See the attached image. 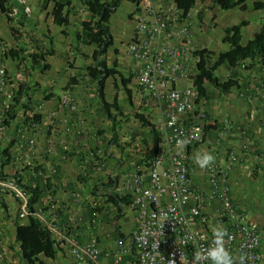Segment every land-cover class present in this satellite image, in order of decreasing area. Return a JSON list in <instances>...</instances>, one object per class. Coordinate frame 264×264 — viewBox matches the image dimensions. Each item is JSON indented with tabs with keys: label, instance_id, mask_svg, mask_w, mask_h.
Wrapping results in <instances>:
<instances>
[{
	"label": "crops",
	"instance_id": "obj_1",
	"mask_svg": "<svg viewBox=\"0 0 264 264\" xmlns=\"http://www.w3.org/2000/svg\"><path fill=\"white\" fill-rule=\"evenodd\" d=\"M246 41L243 38V42ZM84 62L94 66V63ZM108 63L112 65L110 60ZM259 69L264 72L263 67ZM121 71L125 76L129 75L125 70ZM56 74L58 72L52 73ZM132 74L127 84L130 95L118 75L106 80L107 101L114 102L117 95L123 111L121 114L115 107L111 108L115 121L105 112L97 79L92 76L93 91L86 94L80 77L73 75L77 80L68 90L59 91L58 96L37 98L38 91L34 90L32 109L18 111L1 141L3 149L10 146L11 161L5 166L6 172L17 174L29 189H40L34 203L35 211L40 212L39 219L51 229L59 247L56 259L40 255L42 264H76L67 248L71 234H75L81 244L96 237L102 248V264H113L118 254L122 264H136L135 254L121 251L119 244L130 243V236L138 224L137 214L131 204L122 203V213H119L109 195L116 186L115 174L121 177L129 171H148L154 157L161 110L154 101L144 97L136 71ZM259 81L262 79L258 78ZM237 91L244 95L241 99L251 102L253 92H256L251 86H242ZM257 92L264 95V83H258ZM67 93L73 97L76 108L69 109L62 104ZM238 99L237 105H233L234 115L230 113V117L233 131L241 138L229 137L215 144V138L207 133L200 147L188 149L190 162L196 167L191 178L194 187L206 190L202 170L195 162L196 155L201 153L200 150L210 152L224 166L231 152L227 150L235 148L242 157L228 180L230 198L251 220L264 226V103L262 107L257 103L246 107ZM136 109L156 130L132 116ZM35 113L42 114V118L34 120ZM221 126L222 130L228 131L227 123L221 121ZM247 142L254 144L248 152L243 149ZM1 199L0 264H31L24 259L17 240L18 224H27L29 218L19 216V204L15 199H3L7 209ZM206 211L215 215L209 206ZM261 251L263 257L259 264H264V243Z\"/></svg>",
	"mask_w": 264,
	"mask_h": 264
},
{
	"label": "built area",
	"instance_id": "obj_2",
	"mask_svg": "<svg viewBox=\"0 0 264 264\" xmlns=\"http://www.w3.org/2000/svg\"><path fill=\"white\" fill-rule=\"evenodd\" d=\"M162 3L161 7H139L132 15L135 35L129 53L137 67L144 97L161 110L157 126L162 140L147 172L129 171L121 177L115 174V194L132 197L130 204L138 218L130 243L121 242L120 250L134 253L136 264H171L173 260L175 264H192L196 248L210 246L213 230L224 227L232 237L229 247L233 255L247 254L245 264H259L263 257L264 226L235 206L229 195L228 180L242 155L231 151L226 165L215 161L205 169L210 197L221 202L215 217L206 211L210 205L207 198L193 185L194 163L190 162L188 149L204 142L207 125V115L199 108V91L190 72V19L195 5L185 12L176 0ZM181 19L184 23L177 27ZM173 36L180 41L172 43ZM13 49H17L15 36L0 43V198L15 199L21 218H29L31 213L40 218V212L30 209L32 190L3 166L1 141L13 120L11 113L21 83L19 74L10 73L7 66L17 57ZM68 97L63 98L62 104L76 108L73 97ZM185 138L190 143L185 145ZM252 147L253 143L247 142L243 149L248 152ZM67 248L76 264H102V248L96 237L81 244L71 234ZM113 264H122L120 254Z\"/></svg>",
	"mask_w": 264,
	"mask_h": 264
},
{
	"label": "rangeland",
	"instance_id": "obj_3",
	"mask_svg": "<svg viewBox=\"0 0 264 264\" xmlns=\"http://www.w3.org/2000/svg\"><path fill=\"white\" fill-rule=\"evenodd\" d=\"M255 1L247 0L249 9L242 11L239 8L225 10L218 5L212 9L209 7L210 0H197L195 6L192 8L190 19L192 36L191 81H195V77L199 73L198 65L200 63L208 69H212L213 63L218 59L219 53L228 48V45L222 40L226 27L233 26L240 22L244 16H248L251 22L248 26L244 27V41L253 37L254 33L258 31L264 18V8L260 10L254 9L253 4ZM41 2L42 0H9V10L4 12L0 9V43H6L11 40L12 36H15L13 31L14 27L21 33L20 36H15L17 39V49H15L17 51V57L8 62L9 72L19 74L18 79L21 83H28L34 86V89L38 91L37 98L42 97L44 99L47 95L58 96L59 91L68 90L71 84H73L70 81L73 75L80 77L81 84L84 85L83 89L85 93L89 94V92L93 91L91 85H93L92 82L94 81L86 69L87 63L84 61L94 63L93 54L95 46L85 43L84 40L79 41L77 35L84 32L83 21L93 20L92 13L84 3V0H74L77 4L76 12L70 15L64 25L59 26L52 21L53 6L51 5L47 10H42ZM139 5H142L144 8H149L153 6L161 7L164 4L162 0H139L137 3L124 0L110 20L115 43L109 49L106 59L107 61L110 60L111 64L118 59L121 63L119 69L125 70L127 74H131L133 70H137L129 53V48L135 35V24L132 15L134 11L140 9ZM23 8L25 11L24 14L22 12ZM183 23L184 19H181L177 23V27H181ZM49 36L53 38V47L56 52L54 55L48 54L46 56V61H48L46 69L43 72L36 70L34 80H29L27 71L31 70L29 66L31 63L30 55L33 52L39 51L37 45L43 46L44 50L49 48ZM179 41L180 38L178 36L172 37V43ZM116 48L119 49L118 54L115 52ZM258 63L261 62L248 59L241 62L234 69L222 65L214 70V73L220 81L228 79L233 75L234 71H238V80L242 82L244 87L251 86L256 91L253 92L252 102L249 100L246 101L245 98L241 99L244 95L241 94V91H237L238 88L232 89L230 94H223L206 78L200 79L207 87L209 94V97L200 100V107L209 114L207 122L212 125L216 121L218 123H221V121L227 123V132L221 128H213L208 132V135L215 138L217 142L215 144H218L220 140H224L225 138L228 140L229 137L235 140L241 138L240 134L233 131L234 125L230 117V113L234 115L233 105H237L238 97V101H242L246 107H248L247 104L251 105L254 103H257L260 107L264 103V95H259V92H257L258 83L260 82L262 85L264 83V78L262 77L264 72L259 69V67H263L264 71V63L263 65H258ZM53 72H58V74L52 75ZM244 75L246 76V82L245 80L242 81L243 78L241 76ZM258 78H261L262 81L257 82ZM82 80H87V82ZM251 82L255 84L250 85L249 83ZM67 94L69 95V93ZM135 112H138L137 109ZM135 112L132 115L134 118L137 117ZM234 149L227 151H234ZM200 151L201 153L203 152L202 150ZM226 159L228 160V155ZM215 161L218 162L217 160ZM218 163L221 165L220 162ZM193 167L195 170L196 167L194 164ZM197 168L202 170L201 173L206 183V188H204L206 190H198L209 201V207L215 211V215H210L215 217L221 209V202L218 199L210 197L211 186L207 173L199 165H197Z\"/></svg>",
	"mask_w": 264,
	"mask_h": 264
},
{
	"label": "trees",
	"instance_id": "obj_4",
	"mask_svg": "<svg viewBox=\"0 0 264 264\" xmlns=\"http://www.w3.org/2000/svg\"><path fill=\"white\" fill-rule=\"evenodd\" d=\"M124 0H84V3L87 5L89 11L92 13L93 20L83 21L82 25L84 27V32L77 35L79 41L84 40L85 43L89 45H94L95 50L93 54L94 66L87 65L86 69L95 77L98 82V92L102 100L103 107L108 117L116 120V116L113 115L112 109L115 107L121 114L122 108L118 104V96L116 95L114 102H108L106 99V80L110 76H119L122 85L126 88L128 94H131V90L127 87V84L132 78V73L128 76H125L120 67V62L118 59L110 65L106 59V55L109 49L114 45L115 38L112 32L110 25L111 17L114 13L117 12L121 3ZM130 2H136L139 0H128ZM9 0H0V9L4 12H7L9 9ZM179 7L188 12L197 2V0H176ZM52 7V21L54 24L62 26L69 19L70 15L74 14L77 9V4L74 0H42L41 9L47 10L50 6ZM221 6L225 10H231L239 8L242 11L249 9V4L247 0H210L209 7L214 8L216 6ZM253 8L260 10L264 8V0H256L253 4ZM24 14V8L22 9ZM250 18L244 16L243 19L233 26H228L225 29V34L222 38L223 42L228 45L226 50H223L219 53L218 59L213 63L212 69H208L205 65L199 64V73L195 77V84L199 91V100L198 105L200 108V100L203 98L209 97L207 87L201 82L200 79L206 78L211 84H213L221 93L229 94L234 88H241L244 86L239 79L238 71H234L233 75L226 80L220 81L214 70L219 68L222 65L234 69L237 68L241 62L251 59L253 61H260L264 63V18L262 24L258 31H256L252 38L248 39L246 42H243L244 38V27L250 24ZM16 37L20 36L21 33L17 28L13 29ZM49 38V48L43 49V46L37 45L39 51L31 53V63L30 71H27L29 80H34L36 70L43 72L47 65L46 56L54 55L56 50L53 47V38ZM115 52L118 54L119 49L116 48ZM13 55L17 54L16 50L12 51ZM105 56V57H102ZM244 81L246 76H241ZM76 77H71L70 81H76ZM241 82V83H240ZM246 82V80H245ZM261 86V85H260ZM259 86V87H260ZM34 86L28 83H20V90L18 96L16 97V105H14L11 118L14 119L18 111L22 108L25 111L32 109V97ZM204 110V109H203ZM206 113V111L204 110ZM137 118L144 125H151L153 129L155 126L150 122V120L142 113H136ZM209 117V114H207ZM206 117V118H207ZM42 114L35 113L34 120H40ZM213 128H221V123L217 121L212 125L207 122L205 128V138L207 133ZM157 129V136L154 143V155L159 149V144L161 142V135L159 129ZM155 129V130H156ZM254 146V144H253ZM10 146L2 150L3 153V166L5 167L11 161L10 155ZM191 150L194 148L189 147ZM253 148V147H252ZM252 150V149H250ZM248 150V151H250ZM31 189V188H30ZM33 196L30 199V209L31 212L35 211L34 203L39 198L40 189H31ZM109 198L117 206L119 213H122V204H130L132 202V197L127 196H118L117 194L110 193ZM2 204L6 206L5 200L1 199ZM233 203V202H232ZM234 204V203H233ZM235 205V204H234ZM124 237L122 234H120ZM17 240L20 242V248L25 260L29 263L34 264L35 262L40 261V255H44L53 259L58 257L59 247L57 245L56 239L53 237L52 231L35 215L32 213L29 215V222L27 224H18L17 226Z\"/></svg>",
	"mask_w": 264,
	"mask_h": 264
},
{
	"label": "clouds",
	"instance_id": "obj_5",
	"mask_svg": "<svg viewBox=\"0 0 264 264\" xmlns=\"http://www.w3.org/2000/svg\"><path fill=\"white\" fill-rule=\"evenodd\" d=\"M182 142L186 145L190 143V140L185 138ZM195 162L201 169H206L215 162V156L207 151L198 153ZM231 239L232 237L226 228H215L210 246L196 248L192 264H245L247 254L234 256L229 247ZM182 261L183 255L181 256ZM171 264H175V260Z\"/></svg>",
	"mask_w": 264,
	"mask_h": 264
}]
</instances>
